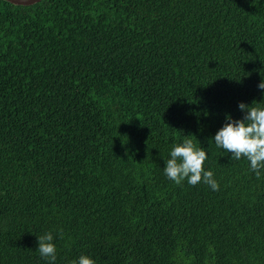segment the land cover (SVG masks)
<instances>
[{
    "label": "trees",
    "instance_id": "obj_1",
    "mask_svg": "<svg viewBox=\"0 0 264 264\" xmlns=\"http://www.w3.org/2000/svg\"><path fill=\"white\" fill-rule=\"evenodd\" d=\"M262 80L264 0H0V264H264V175L214 143ZM189 135L218 191L165 176Z\"/></svg>",
    "mask_w": 264,
    "mask_h": 264
},
{
    "label": "clouds",
    "instance_id": "obj_2",
    "mask_svg": "<svg viewBox=\"0 0 264 264\" xmlns=\"http://www.w3.org/2000/svg\"><path fill=\"white\" fill-rule=\"evenodd\" d=\"M258 88L264 89V80L258 84ZM238 108L244 113L243 118L233 120L226 115L225 123L214 136V143L217 148L231 153V159H246L250 170L260 178L264 175V102H253L250 106L239 103ZM197 144L198 142H193L191 135L183 136L182 142L173 144L163 172L177 185L184 181L192 186L204 183L213 191H218L219 184L214 173L204 168L208 154ZM53 241L51 232L37 237L36 251L49 264H55L56 261V246ZM70 264H95V261L82 254Z\"/></svg>",
    "mask_w": 264,
    "mask_h": 264
},
{
    "label": "water",
    "instance_id": "obj_3",
    "mask_svg": "<svg viewBox=\"0 0 264 264\" xmlns=\"http://www.w3.org/2000/svg\"><path fill=\"white\" fill-rule=\"evenodd\" d=\"M3 1L9 2L13 5L28 6V5H33L35 3H38L42 0H3Z\"/></svg>",
    "mask_w": 264,
    "mask_h": 264
}]
</instances>
